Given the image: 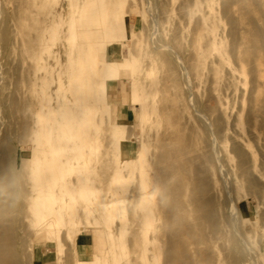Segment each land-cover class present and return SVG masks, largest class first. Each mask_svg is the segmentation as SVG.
<instances>
[{"label": "rangeland", "instance_id": "374dc122", "mask_svg": "<svg viewBox=\"0 0 264 264\" xmlns=\"http://www.w3.org/2000/svg\"><path fill=\"white\" fill-rule=\"evenodd\" d=\"M174 1L176 11L173 13L172 0H124V6L114 0L109 7L118 14L120 10L132 34L126 48L131 57L126 62L134 63L135 69L132 75L124 76L140 86L141 75L147 70L146 59L160 57L162 63L161 79L155 81L153 78L159 89L155 92L157 97L151 93L145 98L142 94L136 100L140 105L137 114L147 129L140 131L134 125L132 107L125 108L118 101L114 102L118 107L116 112L111 111L112 128L119 122L120 113L125 112L128 120L123 123L132 132L129 142L134 153L128 166L122 168V173L128 169H145L152 173L155 181L157 191L153 194L152 211L157 221L151 224L150 235L151 247L157 244L160 254L154 264H252L243 244L235 238L226 183L233 188L237 202L240 219L237 225L244 236L248 235V241H254V235L264 229V218H260L262 225L256 228L251 227V219L246 215L247 211L259 215V201L264 202V0H220L223 5H229L230 14L224 19V23H228L222 28L216 19H206V24L214 27L217 48L212 50L213 36H208L205 55L198 57L201 81L196 76L198 50L192 45V39L195 32L206 28L197 18L190 21L186 11L180 9L184 0ZM38 2L43 20L47 15L56 17L59 14L58 20L63 21L65 11L81 16L80 9L73 7V0ZM78 2L83 4L82 0ZM13 5L26 7L28 14H32L31 0H14ZM154 18L158 22V34L153 38ZM232 24L236 26L239 39L235 48L229 44ZM30 31L32 33L28 37L14 34L11 42L16 43L9 44L2 51L4 88L0 90V113L16 134L13 141L7 140L4 134L0 135V154H5L4 161L12 154L23 159L33 155L29 142L34 124L28 114L42 107L38 104L37 92L26 89V84L21 81L24 71L21 64L27 60L36 64L41 60L36 56L38 51L34 46L38 45L40 38L32 28ZM41 32L44 38L43 26ZM86 41L88 39L82 40L83 43ZM161 45L166 47L158 48ZM234 51L238 52L237 59L233 56ZM72 52L71 46L68 49L63 47L59 62L51 60V63H57V68L61 69L76 65ZM226 62H240L239 71H245V68L247 71L241 78L235 77L233 82L227 83L224 78ZM234 87L240 89L241 104L242 92L247 89L243 96L244 105L239 104L237 109L232 106ZM148 107H153V111ZM240 110L243 111L242 123L237 121ZM154 113L162 114L165 121L160 124ZM152 121V129H149L147 124ZM113 134L118 132L113 129ZM214 139L217 141L215 146ZM20 140L24 142L23 150L16 149ZM45 144V139H42L39 149L42 154L46 151ZM156 145L160 149L158 157L152 154ZM10 165L13 190L17 193L23 190L29 197L28 162L18 163L15 159ZM194 190L196 194L192 193ZM138 196L140 192L135 188L114 192L116 231L120 199H125L126 204L132 207V218L141 221V229H144ZM204 199L208 200L207 203L203 202ZM12 200L17 209L9 213L0 210V264H32L31 240L39 238V234L52 235L46 227L36 232L35 228L20 222L23 211L19 209L20 198L15 195ZM141 229L136 237L143 245ZM27 231L29 234L33 231L30 242L25 235ZM98 231L100 229L93 225L86 226L83 232L66 228L63 240L77 246L89 238L87 235ZM52 238L57 242L54 236ZM258 263H261L260 252Z\"/></svg>", "mask_w": 264, "mask_h": 264}, {"label": "bare ground", "instance_id": "6f19581e", "mask_svg": "<svg viewBox=\"0 0 264 264\" xmlns=\"http://www.w3.org/2000/svg\"><path fill=\"white\" fill-rule=\"evenodd\" d=\"M184 1L180 9L186 11L190 21L197 18L206 28L198 33L195 32L192 39V45L196 51L198 50V56L195 59L196 76L201 81L202 74L198 69V57L203 58L205 55L208 36H213L212 50L217 48L214 42V27H209L210 25L206 24V19H216L220 24L219 26L223 28L228 23H224V19L230 14L229 5H223L220 0ZM13 3L14 0H0V90L4 88L3 49L11 43H16L11 42L14 34L28 37L32 33L30 31V28H32L40 38L37 41L38 45L35 44L34 46L38 51L36 56L41 60L42 74L40 81L35 83L34 86L38 96V104L42 109L28 114L34 124L31 129V141L29 142L32 157L23 159L19 155L15 157L12 154L11 158L4 161L5 154H0V210L9 213L17 209L18 207H14L12 200L17 195L20 198L19 209H23L22 216H18L19 221L35 228L36 232H41L46 227L57 242H62L66 228H76V230L80 229L83 232L86 226L93 225L99 228L100 231H98V235L92 232L90 236L94 240L101 238L104 241L106 264H128V262L130 264H154L160 254V247L157 244H154L155 247H151L153 241L150 235L151 224L155 220L157 221L156 215L152 211L153 194L157 191V187L152 179V173L148 170L128 169L125 173H122V168L128 166L134 153L129 142L132 132L123 123L124 120H128L127 115L125 112H121L118 117L119 122L112 128L111 103H96L87 112L74 110V107L68 104L66 99L68 82L77 77L83 82H87L89 77L87 67L76 64L69 65L66 71L57 68V63L62 57L63 47L68 49L75 41L72 35V25L70 23L65 25L68 32L67 46L59 45L53 41L51 35H46L44 38L41 35L42 17L39 12L38 0H31L33 10L31 15L28 14L29 11L26 7H17ZM185 4L186 6H184ZM172 5L173 13L176 11L174 0H172ZM148 6L150 8V2ZM153 21L155 30L152 37L154 38L158 34V22L155 18ZM230 28L234 34L230 32L231 40L229 44L232 48H235L239 41L236 26L232 24ZM100 32L85 28L80 31V40L84 38L88 40L98 39L100 38ZM163 47L166 46L161 45L158 48ZM17 53L19 51H16ZM237 53L235 51L233 53L236 59ZM108 54L110 60H115L120 55L119 50L114 48L113 45L109 46ZM51 60L57 63H51ZM179 60L182 62L181 58ZM145 62H147V70L141 76L161 79L162 63L160 57L157 59L152 58V60L146 59ZM239 63L226 62L224 64L225 82L229 83L235 77L241 78L246 73V68L245 71H239ZM251 71L253 70L251 69ZM56 72L57 77L54 76ZM185 72L187 73V70ZM189 87L191 88L192 85H189ZM109 90L111 95L119 94L115 85H111ZM246 91L247 89H244L242 92L243 96L246 95ZM232 95L234 97L232 106L237 109L241 104L239 103L240 89L234 87ZM243 96L241 97L242 107L245 101ZM154 97H157L155 92ZM191 99H193V93H191ZM117 101L120 103L119 99ZM148 110L153 111V107H148ZM121 111L123 110L121 109ZM154 116L160 124L165 121L162 114L158 113ZM237 121L243 122L242 110L239 111ZM147 125L148 127L153 126V121L148 122ZM113 129L118 134H113ZM2 134L5 135L7 140L13 141L16 138V134L6 123L4 115L0 113V135ZM42 139L46 141L44 154L39 152ZM216 143L217 141L214 139L213 145L215 146ZM23 144V141H18L16 149L23 150L25 148ZM248 146L250 145L248 144ZM154 147L155 151L152 154L158 157L159 146ZM253 156L255 163L257 162L256 155ZM15 159L18 163L26 161L30 166L31 190L28 194L29 197H26L23 190L18 193L13 190L10 163ZM220 170L223 171L221 165ZM252 176L254 179V175ZM226 187L230 199L229 207L232 210L235 225V238L243 244L246 253L252 260V264H259V252L254 241H248V235L244 236L237 225L240 219L233 188L227 183ZM134 188L140 192L138 197L142 213L141 219L144 224V229H141L144 244L141 245L137 240L136 249L128 256V262H124L115 229L112 197L115 191L132 190ZM192 193L196 194V190ZM204 201L207 203L208 200L204 199ZM259 205L261 211L259 215L249 211L246 213L251 219V227L257 228L262 225L260 218H264V202L259 201ZM32 232L30 234L28 231L25 233L28 242H30L33 235ZM219 264H224V262Z\"/></svg>", "mask_w": 264, "mask_h": 264}, {"label": "crops", "instance_id": "0c3cea01", "mask_svg": "<svg viewBox=\"0 0 264 264\" xmlns=\"http://www.w3.org/2000/svg\"><path fill=\"white\" fill-rule=\"evenodd\" d=\"M112 1L114 0H82L83 4H79L78 0H73V7L80 9V18L72 12L65 11L63 12V21L58 20L59 14L56 17L55 15H47L45 20L42 19V26L45 35H51L55 43L67 46L68 32L65 25L70 23L72 25V35L75 38L74 43L71 45L73 51L71 57L76 60V64L87 67L89 76L87 82H83L78 77L68 82L67 103L72 105L74 110L84 112H87L96 103H111V111L115 110L116 112L118 105L114 102L120 99V104L125 108L132 107L134 125L138 127V130L144 131L147 128L143 127L142 119L137 114L140 105L138 102L136 103V100L142 94L145 98H148L151 93L153 95L159 89L156 82L153 83L155 78L142 76L139 86L124 76L128 73L132 75L133 69H135L134 63L130 62L128 64L126 62L127 59L129 62L131 57L126 48L127 41L132 38V34L129 32L125 16H122L120 10L118 11L119 14L116 11L109 10ZM115 1L119 5H125L124 0ZM85 28L101 31L100 38L83 43L84 41L80 40L79 34ZM250 40L253 44L251 38ZM110 45L119 50V58L109 59ZM31 63L27 60L24 64H21L24 70L21 81L26 84V87H30L29 90L36 91L34 84L40 81L42 68L40 63ZM58 70L62 69L58 68ZM66 70L67 68L63 69V71ZM54 76L57 77V72ZM150 83H153V85L149 86ZM111 85L117 87L119 94H110ZM148 128L152 129V126ZM126 203L125 199L118 201V214L116 217L119 249L124 262H127L128 256L136 249V236L138 230L141 229V221L132 218V207ZM95 234L98 235V232H95ZM87 238L85 242H80L75 246L64 240L53 242L52 236L39 234V238L31 240L30 255L32 264H106L104 241L101 238L91 239L90 235H87ZM253 239L256 249L261 254L260 264H264V229L259 234L254 235ZM54 240L57 241L55 238Z\"/></svg>", "mask_w": 264, "mask_h": 264}]
</instances>
